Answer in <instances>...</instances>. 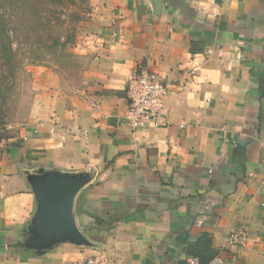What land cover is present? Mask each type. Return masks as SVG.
I'll return each instance as SVG.
<instances>
[{
    "label": "crops",
    "instance_id": "crops-1",
    "mask_svg": "<svg viewBox=\"0 0 264 264\" xmlns=\"http://www.w3.org/2000/svg\"><path fill=\"white\" fill-rule=\"evenodd\" d=\"M98 5L79 95L35 111L19 151L0 144V264H177L204 233L223 264H264V0H163L159 16L149 0ZM141 66L167 94L156 126L132 128ZM38 167L91 174L73 211L94 248L18 253L34 211L21 171ZM236 229L242 247L226 243Z\"/></svg>",
    "mask_w": 264,
    "mask_h": 264
},
{
    "label": "rangeland",
    "instance_id": "rangeland-1",
    "mask_svg": "<svg viewBox=\"0 0 264 264\" xmlns=\"http://www.w3.org/2000/svg\"><path fill=\"white\" fill-rule=\"evenodd\" d=\"M102 1L0 0L3 147L19 151L22 130L33 123L37 111H47L56 96L79 95L86 60L77 44L95 23L92 15Z\"/></svg>",
    "mask_w": 264,
    "mask_h": 264
},
{
    "label": "water",
    "instance_id": "water-1",
    "mask_svg": "<svg viewBox=\"0 0 264 264\" xmlns=\"http://www.w3.org/2000/svg\"><path fill=\"white\" fill-rule=\"evenodd\" d=\"M149 1L159 16L163 0ZM21 173L33 195L34 211L18 231L14 245L18 253L40 258L60 244L94 248L79 230L73 211L75 198L91 182V174L43 167Z\"/></svg>",
    "mask_w": 264,
    "mask_h": 264
},
{
    "label": "built area",
    "instance_id": "built-area-1",
    "mask_svg": "<svg viewBox=\"0 0 264 264\" xmlns=\"http://www.w3.org/2000/svg\"><path fill=\"white\" fill-rule=\"evenodd\" d=\"M112 36L115 35L112 34ZM166 94L167 86L160 81L155 73L144 66L135 70L129 76L125 89L128 102L125 111L127 123L132 128H137L144 122H151L156 126V121L163 110ZM246 242L247 233L241 229L231 231L226 238V243L231 246L242 247ZM186 264H198V260L188 258ZM209 264H223V260L215 256Z\"/></svg>",
    "mask_w": 264,
    "mask_h": 264
},
{
    "label": "trees",
    "instance_id": "trees-1",
    "mask_svg": "<svg viewBox=\"0 0 264 264\" xmlns=\"http://www.w3.org/2000/svg\"><path fill=\"white\" fill-rule=\"evenodd\" d=\"M58 45V41L55 42ZM2 91L0 89V111L2 102ZM78 214V212H77ZM95 221L101 224V220L98 217H94ZM109 227L110 224H104ZM217 256V252L211 248V237L208 234H202L194 242H187L183 249V259L177 264H186L188 258H196L198 264H209L210 261Z\"/></svg>",
    "mask_w": 264,
    "mask_h": 264
}]
</instances>
